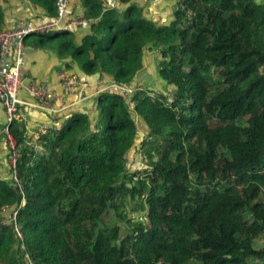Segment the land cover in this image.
<instances>
[{
	"label": "trees",
	"instance_id": "1",
	"mask_svg": "<svg viewBox=\"0 0 264 264\" xmlns=\"http://www.w3.org/2000/svg\"><path fill=\"white\" fill-rule=\"evenodd\" d=\"M27 1L55 18L57 0ZM80 2L95 21L81 38L54 31L31 34L25 45L117 85H131L156 51L165 89L128 99L102 91L94 110L71 112L34 145L24 123L12 124L21 188L0 180V209H17L29 257L35 264H264V4L178 0L171 22L159 26L130 0L121 13L105 11L102 0ZM140 122L151 171L134 182L125 157ZM128 202L138 217H129ZM0 264H24L8 226L0 227Z\"/></svg>",
	"mask_w": 264,
	"mask_h": 264
},
{
	"label": "built area",
	"instance_id": "2",
	"mask_svg": "<svg viewBox=\"0 0 264 264\" xmlns=\"http://www.w3.org/2000/svg\"><path fill=\"white\" fill-rule=\"evenodd\" d=\"M178 1V0H175ZM104 10H114L121 13L123 10L122 0H102ZM71 0L56 1V16L41 23L32 21H19L10 29L0 31V105L4 112L5 120L0 129V139L4 142L7 152V163L10 171L11 182L19 189L21 188L16 177L17 160L20 157V149L17 140L12 132V124L21 122L27 125L28 114L25 110L26 104L21 101L20 93L25 92L34 101L35 108L43 113L58 115L67 111L72 106H78L90 99L88 86L75 73L60 71L55 80L36 79L23 74L26 57V45L24 40L31 34H44L54 31L76 34L79 31H87L95 21L88 19L84 14H71ZM189 17L190 14L188 13ZM101 85L103 91H116L126 94L129 98L134 92L147 91L141 85H117L111 78L101 75ZM102 92V91H101ZM153 98H159V92H149ZM167 102L172 103L174 92L167 93ZM133 107V103H130ZM138 126L137 120L134 122ZM55 125L51 128H41L37 133H45L48 130L58 129ZM150 139L146 134H142L137 148L138 165L136 172L132 173L134 182L140 180L145 174L151 171L145 153L141 149L143 141ZM126 167V162H125ZM24 201H22V204ZM9 210L8 217L0 218V227L8 226L12 229L16 240V245L23 256L24 264H35L26 252L24 235L21 224L17 220V209L4 207L0 213Z\"/></svg>",
	"mask_w": 264,
	"mask_h": 264
},
{
	"label": "crops",
	"instance_id": "3",
	"mask_svg": "<svg viewBox=\"0 0 264 264\" xmlns=\"http://www.w3.org/2000/svg\"><path fill=\"white\" fill-rule=\"evenodd\" d=\"M130 3L140 7L142 9L143 17L159 26L166 25L171 16L174 15L176 9L175 0H130ZM0 10V31L12 28L19 21L25 20L32 21L34 23H41L50 19L45 15L43 10L31 4L27 0H0ZM70 12L71 14H83L80 0H71ZM85 32L86 31H79L74 34V36L76 39H79ZM31 41V38L28 39V42ZM26 50L25 65L23 68L24 75L31 76L36 79L48 78L50 80H55L60 71L75 73L81 77L83 82L87 84L88 94L90 95V99L85 103L78 106H72L67 111L58 115H50L35 108L32 98L25 92H21L20 99L26 104L25 110L29 117L26 125V140L29 144L34 145L36 144V140L38 138L37 133L41 130V128H51L55 125L61 127L66 117L71 112L79 108H83L88 111L93 108L94 110V98L104 89L101 85V80L103 79L101 75L97 74L92 77H88L82 74L75 65H72L70 69H65V62L59 60L50 49H36L26 45ZM157 57L158 53L153 51L145 58L141 70L130 86L141 85L145 88L153 90L156 89V91L160 90V92L165 89L164 84H161V82L157 83L156 81L155 76L158 75L156 64ZM171 90L172 89H167L164 93ZM4 120V112L0 105V129ZM140 123L135 143L125 157L126 165L130 171L136 167L138 161V143L140 142L142 134L146 132L144 124H142V122ZM0 180L11 182L10 171L7 163L6 146L2 139H0ZM9 209L13 208L9 207ZM8 214L9 210H5L0 213V218H6L8 217Z\"/></svg>",
	"mask_w": 264,
	"mask_h": 264
},
{
	"label": "rangeland",
	"instance_id": "4",
	"mask_svg": "<svg viewBox=\"0 0 264 264\" xmlns=\"http://www.w3.org/2000/svg\"><path fill=\"white\" fill-rule=\"evenodd\" d=\"M257 2L258 3H261V4H264V0H257ZM161 3V2H160ZM175 3H176V1H175ZM173 19V15L171 16V18L169 19V21L166 23V25L167 24H169L170 22H171V20ZM74 38H75V36H74V34L72 35ZM156 77V81H157V83H159V82H161V84H164L163 83V81H162V79L159 77V75H156L155 76ZM137 165H138V161H137V164H136V167H135V169H131L132 171H130L129 170V168L127 167V165H126V167H125V170H126V172L129 174V175H132V173H134V172H136V169H137ZM136 202H137V200H136ZM129 204L127 205V207H126V211H127V213L129 212V217L130 218H136V217H138L139 215H138V213L137 212H134L132 209L133 208H135V205H134V203H132V202H128ZM112 215H113V212L111 213H109L105 218H104V221H105V223L106 224H109V223H112V221H114V218H112ZM139 220V219H138ZM122 223H120V222H118V225L119 226H124L123 224L121 225ZM124 228V227H123Z\"/></svg>",
	"mask_w": 264,
	"mask_h": 264
},
{
	"label": "water",
	"instance_id": "5",
	"mask_svg": "<svg viewBox=\"0 0 264 264\" xmlns=\"http://www.w3.org/2000/svg\"><path fill=\"white\" fill-rule=\"evenodd\" d=\"M113 92H116V91H113ZM125 95V97L128 99V96L126 95V94H124Z\"/></svg>",
	"mask_w": 264,
	"mask_h": 264
}]
</instances>
